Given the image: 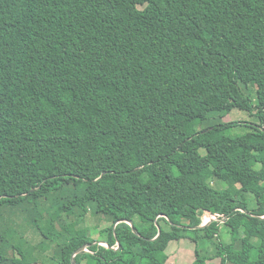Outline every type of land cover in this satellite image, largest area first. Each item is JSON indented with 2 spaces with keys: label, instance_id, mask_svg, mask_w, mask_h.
I'll use <instances>...</instances> for the list:
<instances>
[{
  "label": "trees",
  "instance_id": "16d2710c",
  "mask_svg": "<svg viewBox=\"0 0 264 264\" xmlns=\"http://www.w3.org/2000/svg\"><path fill=\"white\" fill-rule=\"evenodd\" d=\"M263 126L264 0H0V264H264Z\"/></svg>",
  "mask_w": 264,
  "mask_h": 264
},
{
  "label": "rangeland",
  "instance_id": "374dc122",
  "mask_svg": "<svg viewBox=\"0 0 264 264\" xmlns=\"http://www.w3.org/2000/svg\"><path fill=\"white\" fill-rule=\"evenodd\" d=\"M224 121H230V120H248V121H252L253 120V116L250 115L249 112L247 111H243V110H239V109H233L231 112H229L224 118ZM244 124H241L239 126H237L236 128H233L230 133L231 134H237L243 131L248 130L249 128L247 126H243ZM196 126L197 128H202L205 126L204 123L200 122V121H196ZM220 186H225L226 183L225 182H220L218 183ZM264 200V197H263ZM264 212V209H263ZM204 219H206V217H209L210 219H214V217L216 216H211L209 214L204 215L203 216ZM21 219V218H20ZM97 219L94 217H90L88 220L87 225H84L80 231L82 233H87V231L90 230V232L92 233V236H97L98 234V228H96L95 224L97 223L96 221ZM21 225L23 226L22 229H25L27 231V235L31 238H33V240H37V236H35L34 234H32L30 232V230L32 228H29L28 223L24 220L21 219ZM88 226H91V228H89ZM221 237L223 239V242H225V248L227 249L228 252L235 250L234 248V243L231 242V238H230V234L225 233L224 231H221ZM201 244V242H199ZM201 246V245H200ZM199 246V247H200ZM195 247H196V243L191 240L190 238H183L180 240H174L170 243L167 252H168V264H191L192 262L195 261L196 259V255H195ZM206 247L208 248V250H214V247L212 245H210L209 243L206 244ZM203 249L205 250V248L203 247ZM237 249V248H236ZM215 261H219V258L211 261V262H215Z\"/></svg>",
  "mask_w": 264,
  "mask_h": 264
},
{
  "label": "water",
  "instance_id": "95a60500",
  "mask_svg": "<svg viewBox=\"0 0 264 264\" xmlns=\"http://www.w3.org/2000/svg\"><path fill=\"white\" fill-rule=\"evenodd\" d=\"M263 128H264V126H263ZM214 219L217 220L218 218H217V217H214ZM219 220L224 221V218H219ZM127 222L132 226L134 232H137V230H136V228H135V226H134V222H133L132 220H127ZM209 223H210V222H209ZM207 224H208V223H202V224H200L199 226H196L195 228L204 227V226L207 225ZM160 233H161V228H160V226H159V234H160ZM159 234H158V235H159ZM85 247H86V246H83V247L79 248V249L75 252V254L78 253V252L83 251V250L85 249ZM75 254H73V257L75 256ZM72 264H77V263H76L75 260H73Z\"/></svg>",
  "mask_w": 264,
  "mask_h": 264
},
{
  "label": "built area",
  "instance_id": "2783aa9c",
  "mask_svg": "<svg viewBox=\"0 0 264 264\" xmlns=\"http://www.w3.org/2000/svg\"><path fill=\"white\" fill-rule=\"evenodd\" d=\"M207 214H209V215H211V216H215V215H213V214H210V213H207ZM207 214H205V215H207ZM211 221V219L209 218V217H206V219H204V217H203V222L202 223H209Z\"/></svg>",
  "mask_w": 264,
  "mask_h": 264
}]
</instances>
